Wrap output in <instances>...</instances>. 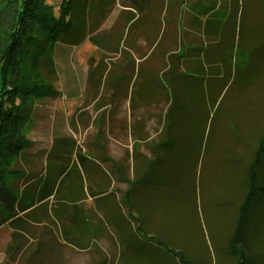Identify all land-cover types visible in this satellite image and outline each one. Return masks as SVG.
<instances>
[{"label":"crops","instance_id":"0c3cea01","mask_svg":"<svg viewBox=\"0 0 264 264\" xmlns=\"http://www.w3.org/2000/svg\"><path fill=\"white\" fill-rule=\"evenodd\" d=\"M140 1L138 8L128 0H99L82 36L56 47L55 58L66 57V84H58L52 96L36 98L27 113L25 127L32 143L15 159L10 183L31 207L25 228L0 227L11 237L18 231L23 239L38 222L36 212L54 201L63 226L73 221L78 233H88L93 226L84 217L92 201L99 205L105 228L107 224L119 233L125 220L128 230H137L121 207H126L124 193L154 158L152 147L163 138L167 118L170 141L157 165L175 132L181 140L185 123L198 126L201 121L202 137L186 142L182 161L187 169L203 171L209 168L204 158L213 157L206 135L214 132L215 110L228 95L234 99L226 104L220 129L227 128L233 142L222 141L219 155L231 161V168L240 165L236 150L241 138L224 125L248 126L254 100L243 109L237 97L257 99L264 91V0ZM117 3L120 9L110 22L115 10L111 7ZM105 17L110 24L95 46L99 64L86 69V60L78 64V55L89 42L91 26ZM112 60L108 77L103 69ZM116 183L126 188L115 189ZM155 186V179L134 186L135 215L146 208L148 192Z\"/></svg>","mask_w":264,"mask_h":264},{"label":"rangeland","instance_id":"374dc122","mask_svg":"<svg viewBox=\"0 0 264 264\" xmlns=\"http://www.w3.org/2000/svg\"><path fill=\"white\" fill-rule=\"evenodd\" d=\"M119 9V3L111 7L113 12L109 14L110 22L116 17ZM109 24L105 17L91 26L89 42L82 52L80 51L78 64L80 60H86L84 64L86 69L91 64H99L100 57L96 54L95 46L99 35ZM44 44V47L39 48L42 59L40 78L55 88L58 84L65 86L66 57H58L57 60L54 48L48 43ZM32 56L33 53H25L23 67L27 71L31 70L29 65L33 60ZM48 60L57 62L58 66L52 65ZM113 64V60L109 64L105 63L103 72H108V77L113 70ZM237 98L241 99L243 109L249 100L252 103V98L255 104V111L246 118L251 120L248 126L241 127V123H238L240 128L230 124L224 125L236 129V137L241 138L236 150L241 158L240 165L231 168L233 165L231 161L227 162L219 155L225 146L222 141L233 142L229 139V130L220 129L222 127L220 123L225 120L223 114L226 104L234 99L228 95L223 99L219 109L215 110L217 114L214 115V132L210 131V134L206 135L208 153L211 151L213 154L212 159L209 154L204 158V166L206 168L209 165V168L195 171L193 166L192 171L187 169L182 161L186 142L199 140L203 130L201 121L197 123L198 126L193 122L185 123L182 128L185 137L180 140L179 132H175L174 142L166 148L163 161L157 165V171L152 176L156 181V189L148 192L146 208L142 213L138 210L136 214L145 225L148 237L165 239L191 257L194 264L235 262V257L229 252L227 244L235 226L237 207L246 191V166L257 139L264 133V91L257 99L253 95ZM192 163L193 160L187 167ZM114 186L120 190L126 188L122 183H116ZM55 204L57 205L55 201L48 203L36 212L38 222L19 243V250L9 251L12 244L11 233L6 228L0 229V264H183L163 248L155 247L154 240L141 238L135 229L128 230V223L125 220H121L123 225L121 230L118 228L119 233L107 224L105 228L97 202L88 203V210L84 213V217L93 224L88 233L74 231L72 228L74 223L70 220L66 221L64 227V222H61L54 212ZM121 207L127 211V206ZM77 220L81 221L80 218ZM131 222L134 223L133 220ZM129 231H133L129 236L133 238L132 241L128 238ZM246 232L254 253L253 261L256 264H264V198L262 203L254 206Z\"/></svg>","mask_w":264,"mask_h":264},{"label":"trees","instance_id":"16d2710c","mask_svg":"<svg viewBox=\"0 0 264 264\" xmlns=\"http://www.w3.org/2000/svg\"><path fill=\"white\" fill-rule=\"evenodd\" d=\"M128 1L138 8L141 6L140 0ZM98 3L99 0H0V227L7 225L17 228L18 225L25 228L28 217L26 210L31 203L17 195L10 183V176L16 173L15 159L32 143L26 132L25 120L33 106V99L56 93L54 86L40 78L42 59L39 48L48 43L55 51L60 43L79 39L88 26L89 13L95 10ZM26 52L33 53L30 71L23 67ZM48 61L54 65L53 61ZM171 129V121L167 118L163 138L152 147L154 158L139 179L129 181L130 187L123 199L130 219L137 223L141 238L154 240L155 247L163 248L183 264H194L191 257L165 239L148 237L145 225L134 213L136 206L131 197L137 183L153 181L154 168L162 150L169 144ZM245 175L246 191L237 207L235 226L227 244L229 252L235 257L232 264H256L246 229L254 206L262 203L264 198V133L252 150ZM22 235V232H12L9 251L19 250ZM14 243L17 245L14 246Z\"/></svg>","mask_w":264,"mask_h":264}]
</instances>
